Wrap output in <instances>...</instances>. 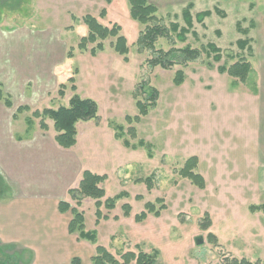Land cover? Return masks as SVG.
<instances>
[{"label": "rangeland", "instance_id": "374dc122", "mask_svg": "<svg viewBox=\"0 0 264 264\" xmlns=\"http://www.w3.org/2000/svg\"><path fill=\"white\" fill-rule=\"evenodd\" d=\"M112 1L110 5L107 0H21L14 10L10 5L2 9L0 83L3 92L11 97L13 117L19 107H28L29 111L19 114V121L15 119L18 122L12 124L3 119L10 118L8 111L0 113V158L4 147L11 143H7L10 136H22L26 127V137L35 127L42 130L41 119L33 118L35 111L68 106L72 97V83L68 80L80 73V96L97 102V123L102 126L96 129L94 121L78 124L79 162L92 173L107 175L102 202L122 192L127 194L117 201L114 210L102 207L109 220H101L99 225L95 201H82L79 210L85 214L86 230L97 233L98 245L106 247L118 260L126 252L137 254L141 250L150 254L157 251V264H227L234 258L264 264V214L250 210L251 206L264 205V195L258 188L260 161L255 156L260 143L256 140L259 124L254 102L249 99L257 75L251 73L248 81L241 83L218 71L219 66L232 65L240 59L249 61L257 73L260 70L258 45L264 39V0H177L173 12L167 11L168 0H156L157 6L148 0L167 26L171 22L185 26L181 12L187 3H195L192 14L197 36L189 34L185 43L174 36L159 39L157 51L181 49L188 44L201 49L213 43L223 52L220 63L203 54L196 62L170 70L151 67L148 61L155 53L144 49L140 52L136 46L145 27L132 20L129 0ZM215 8L223 11L226 18L213 13L203 25L196 22L197 13ZM103 10L105 17L101 16ZM86 15L94 16L104 26L121 27L130 48L127 61L111 48L113 39L104 42L105 51L96 58L89 51H79L80 39L88 35L83 23ZM251 21L256 22V29ZM239 28L250 29L248 38L253 39L254 58L238 47L237 42L247 38ZM20 66L33 75L49 72L53 76L55 69L56 75L61 71L60 77L57 75V81L49 83L53 89L25 77L22 83L15 73ZM179 70L184 71L185 81L176 86L173 80ZM61 84L66 85L63 97L59 94ZM142 85L157 89L160 96L157 107L141 123L132 125L137 131L133 139L128 134L126 117L138 115L133 93L139 94ZM42 90L48 92L46 100L37 97ZM0 104V108L5 105ZM29 118L33 119L31 125L27 124ZM46 123L52 124L49 119ZM111 123L125 128L124 140L133 145L142 140L145 146L135 150L125 147L123 140L115 139ZM191 157L198 158L197 172L206 180L204 190L180 176ZM148 178L150 190L144 182ZM5 192L0 180V193ZM70 202L76 206V202ZM148 202L155 204L160 215L150 214L137 223L135 216L144 211ZM127 203L132 206L129 217L122 209ZM198 237L204 240L200 245L196 244ZM8 249L0 245V264H6V258L15 251Z\"/></svg>", "mask_w": 264, "mask_h": 264}, {"label": "trees", "instance_id": "16d2710c", "mask_svg": "<svg viewBox=\"0 0 264 264\" xmlns=\"http://www.w3.org/2000/svg\"><path fill=\"white\" fill-rule=\"evenodd\" d=\"M107 1L110 3L112 0ZM20 2L21 0H2L0 4V21L2 9L6 5H10L11 10H14L18 7ZM129 5L132 20L145 27V29L139 34L136 46L139 48L140 52L144 49L155 53L154 57L148 61V64L151 67H161L164 70H170L175 66L185 67L189 63L198 61L203 54L212 59L213 62L220 63L222 61L223 52L216 44L213 43L202 46L201 49L193 48L190 44H188L181 49L173 47L169 51L156 50V44L159 39L170 40L174 36L178 41L185 43L188 41L189 34L197 36V33L194 31V16L192 14V10L194 9L193 4L187 5L182 11V18L185 22V26H181L176 22H171L168 26L165 25L162 20L163 18L158 17L157 7L151 4L148 0H129ZM213 13L222 18H226V14L223 11L215 8L214 11L206 10L197 13L195 20L198 24L203 25L204 20L211 17ZM101 16H106L105 10L102 11ZM83 23L88 29V35L80 39L78 44L80 52L89 51L92 57H97L99 53L105 51L104 42L109 39H113L115 41L111 43V48L117 54L124 57L125 61H127L130 48L128 46L127 38L121 34L122 29L119 25L114 24L111 28L104 26L92 15H86L83 18ZM239 31L247 38L240 39L237 42V45L242 51H248L251 56L253 54V40L248 38L250 29L239 28ZM90 45L93 47L89 50ZM68 58H73V53H70ZM218 71L221 74H227L241 83H246L252 73V65L249 61L240 59L232 65L219 66ZM68 81L72 83L71 90L74 93L68 106H61L56 110L45 109L42 112L35 111L33 114V118L41 119L40 127L43 131H48V125L46 124L47 119L53 122L54 131L56 133L55 140L58 145L64 149H71L76 146L78 123L100 121L99 106L97 102L93 99L82 98L76 93L77 87L75 86L76 81L74 77L69 78ZM184 81V71H177L173 80L174 85L181 86ZM65 90L66 85L61 84V88L59 90L61 97L65 96ZM140 93H133V97L136 100L138 115L135 117H126V121L130 124L128 134L133 139H136L137 131L132 125L135 123H141L143 118L147 117L149 112L157 107V102L160 96L157 89L147 85L141 86ZM0 102H4L5 106L8 108L13 107L11 97L3 92L2 84H0ZM25 111H29V108L24 106L19 107L14 119H18V115L24 113ZM27 124H33V119H27ZM110 126L113 127V130H115V139L117 141L123 140L125 147L135 150L139 147L142 148L145 146V142L142 140L137 145L131 144L129 140H124L126 132L122 125H114L111 123ZM197 168L198 158L191 157L186 161L184 167L180 171V176L185 179H189L193 185L201 190H204L206 188V180L200 173L197 172ZM107 179V175H98L88 170L84 171L78 187L69 191L70 199L76 202V206L73 207L71 203L65 201H62L59 204V211L61 213H72V220L69 224L70 234L77 235L80 240L87 241L96 246L95 255L91 259L92 264H157V251L152 254L141 250L137 254L135 252H126L121 255L118 260L106 247L98 245L97 233L95 231L86 230L85 214L83 211L79 210V207L82 206L83 200L91 199L95 201L96 225H99L101 220H109V217L102 213V207H105L109 211L114 210L116 208L117 201L127 196L126 193L122 192L121 194L113 198H107L105 202H102V200L106 197V189L103 184L107 181ZM144 182L150 190L152 187L151 178H148ZM140 198L141 197H138V199ZM157 202H161V200H157ZM161 208L164 209L165 206H161ZM122 209L125 217H129L131 215L132 206L130 204H124ZM250 210L253 213L262 212L264 214V205L251 206ZM160 213V210L156 208L155 204L148 202L145 204L144 211L135 216V221L137 223H141L147 219L148 215L153 214L158 217ZM208 225L209 224H207V226ZM137 247L139 248V246ZM73 264H81V262L80 260L75 259ZM221 264L225 263L223 262ZM227 264H260V262L252 263L246 259L238 260L234 258Z\"/></svg>", "mask_w": 264, "mask_h": 264}, {"label": "crops", "instance_id": "0c3cea01", "mask_svg": "<svg viewBox=\"0 0 264 264\" xmlns=\"http://www.w3.org/2000/svg\"><path fill=\"white\" fill-rule=\"evenodd\" d=\"M150 2L157 6L156 0ZM177 3V0H168L167 11L173 12L172 10L178 6ZM200 3L202 2L200 1ZM109 4H113V1ZM189 4H193L195 9L194 2L187 3V5ZM182 5H186V2ZM251 22L254 26L253 29H256V22ZM252 47L253 54L251 56L254 58L256 55L254 43H252ZM258 54L261 66L258 73L252 67V73L257 75V80L250 93L251 96L248 98L254 102V112L259 124L256 140L260 143L257 148L258 155L255 152V156L258 158L256 160L260 161L257 163L259 168L258 188L262 191L261 195H264V39L258 45ZM63 62L62 55L61 63ZM18 70L15 72L19 75L18 81L23 83L22 78L25 77L39 83L43 82L45 87L51 86V89H53L51 81L56 82L57 80L54 78L56 79L57 75L60 77L61 72L56 75L54 69L52 76L49 72L46 74L39 72L33 75L23 70L22 66ZM79 75L80 73L74 78L77 87L76 93L80 96L77 85V76ZM8 77L14 78L12 74H8ZM49 83L51 84L49 85ZM57 86L55 85V87ZM20 92L26 94V91ZM34 93L39 92L34 91ZM47 94L48 92L42 90L37 97L39 100H46ZM80 97L85 98L82 95ZM10 109L4 105L0 108V113L7 114L6 111H8L10 118L7 119L6 116L3 119L11 124L12 121L17 123L19 118L16 121ZM93 123L96 129L102 126H99V123L95 121ZM46 124L48 131H42L35 127L31 135L27 134L26 137V127L22 136L20 135L18 138L14 135L10 136L7 143H11L4 147V155L0 158V175L2 176H0V180L4 182L6 188L4 194L0 193V245L15 250L10 251L12 256L6 258V264H73L75 259L80 260L81 264H92L91 259L95 255V246L80 240L77 235L70 234L69 224L72 220V213L59 211V204L62 201L71 203L69 191L79 185L84 171L87 170L78 159L79 123L77 124V144L71 149L60 147L55 140L56 133L53 122Z\"/></svg>", "mask_w": 264, "mask_h": 264}, {"label": "water", "instance_id": "95a60500", "mask_svg": "<svg viewBox=\"0 0 264 264\" xmlns=\"http://www.w3.org/2000/svg\"><path fill=\"white\" fill-rule=\"evenodd\" d=\"M203 242H204V240H203L202 237H198V238L196 239V244H198V245L202 244Z\"/></svg>", "mask_w": 264, "mask_h": 264}]
</instances>
